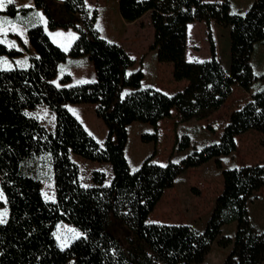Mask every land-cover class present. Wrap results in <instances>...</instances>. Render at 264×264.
<instances>
[{
    "label": "trees",
    "instance_id": "trees-1",
    "mask_svg": "<svg viewBox=\"0 0 264 264\" xmlns=\"http://www.w3.org/2000/svg\"><path fill=\"white\" fill-rule=\"evenodd\" d=\"M124 21L149 14L154 30L151 50L159 63L172 65L175 82L185 86L173 94L144 88L142 69L130 71L135 60L117 43L101 37L98 13L85 0H33L47 20V29H71L77 37L68 52L44 27L32 24L33 8L12 5L0 14L26 28L35 52L26 68L0 69V188L8 216L0 224V264H203L217 242L230 252L223 264H264V231L251 222L249 205L264 188V165L224 169L222 157L236 151L237 137L250 131L264 134V88L234 110L217 143L194 149L178 163L160 165L153 155L132 172L126 158L128 128L141 122L157 128L175 111L181 121L199 120L219 110L238 86L246 92L258 77L250 60L256 45H264V0H252L245 14L234 13L228 1L118 0ZM22 15L24 18H19ZM203 22L210 59H186L188 25ZM212 24L232 29L228 65L218 58ZM22 52L0 42V57ZM87 58L95 71L92 82L71 85L65 74L56 85L61 65L69 58ZM92 104L106 129L103 144L89 134L68 106ZM46 106L55 115L52 131L28 115ZM143 143L158 142L156 132L141 135ZM191 147L188 135L177 142L178 152ZM48 156L56 199L46 201L41 182L24 172L27 161ZM72 156L109 164L112 180L92 172V185L83 186ZM214 160L222 171L223 190L215 200L205 229L190 225L150 223L164 193L190 169ZM1 205V204H0ZM60 223L75 227L81 237L60 248L55 231ZM235 224L231 236L223 228ZM119 233H123L120 236Z\"/></svg>",
    "mask_w": 264,
    "mask_h": 264
},
{
    "label": "rangeland",
    "instance_id": "rangeland-1",
    "mask_svg": "<svg viewBox=\"0 0 264 264\" xmlns=\"http://www.w3.org/2000/svg\"><path fill=\"white\" fill-rule=\"evenodd\" d=\"M32 1V0H31ZM99 0H87L90 5L96 3L98 18L96 28L102 38L121 43L131 58L135 60V66L145 67V77L142 82L144 88H154L165 94H173L179 91L180 84L172 77V65L159 63L156 53L151 50L153 43V29L149 14H145L134 24L123 23L120 25V15L118 13L117 28L109 24ZM210 2L228 1L234 13L245 14L252 3V0H207ZM12 5L15 9L29 8L30 0H12L8 3L4 0V6L0 8L4 11ZM8 15L0 14V42L8 44L12 48H18L23 53L16 60L6 56L0 57V69H13L15 67L24 68L29 66L32 58V48L25 35V27L15 23L8 26ZM19 18H24L22 15ZM213 37L216 44L217 55L221 63L227 67L229 51L231 48L232 29H226L212 24ZM49 31V30H48ZM51 40L63 51L68 52L76 33L69 29H57L48 32ZM8 46V47H9ZM188 61H205L210 59L209 45L206 39V27L200 31L197 23L191 24L188 31V44L186 51ZM250 60L254 67L255 74L260 77L264 74V45H256ZM71 76V85L92 82L95 80V71L92 64L87 59L74 61L68 59L59 70V75L55 80L56 85L65 75ZM156 76V78L154 77ZM264 88L263 81H257L250 92H246L240 87L233 88V92L225 104L217 111L211 112L204 119L181 121L174 111L170 118L159 122L157 128L149 124L135 122L128 128V144L126 157L130 170L136 171L141 163L153 155L152 162L165 165L168 162L178 163L194 149H201L207 145L217 143L222 131L228 123L230 114L246 104L251 96L258 90ZM69 111L80 121L84 128L95 140L103 144L107 129L104 123L95 115V106L92 104H75L68 107ZM30 117L38 120L45 128L52 131L55 126V115L48 107L39 106L35 110L29 111ZM156 132L158 135L157 144L143 143L141 135ZM188 135L191 140V147L184 152H178L176 142L183 136ZM236 151L227 157H222V167L224 169L239 168L243 166L264 165V134L257 131H250L236 139ZM72 160L78 165L80 171V181L83 186L92 185V172L102 171L106 174V184L112 180V169L109 164H102L72 156ZM24 172L38 179L42 184V194L46 201L54 202L56 190L54 185L53 170L48 156L38 157L29 160L24 165ZM223 190L222 171L218 169L214 160L209 161L201 167L190 169L180 175L173 188L167 190L160 202L155 207L149 217L150 223L167 225H190L198 232L205 229L206 223L211 215L214 203L218 195ZM0 219H7L8 208L5 197L0 188ZM249 215L253 225L264 231V188L257 193L256 198L249 205ZM236 225L231 224L223 228L224 236L233 237ZM123 236V233H119ZM81 237V233L73 226L60 223L55 231V239L60 248H66L75 240ZM231 247L223 248L215 242L203 264H223ZM70 264V263H68Z\"/></svg>",
    "mask_w": 264,
    "mask_h": 264
},
{
    "label": "crops",
    "instance_id": "crops-1",
    "mask_svg": "<svg viewBox=\"0 0 264 264\" xmlns=\"http://www.w3.org/2000/svg\"><path fill=\"white\" fill-rule=\"evenodd\" d=\"M85 2H86V5H87V7L91 10V11H93V10H96L97 11V13H98V9H97V6H99V4L98 3H96V4H94V5H90L88 2H87V0H85ZM98 2H100L101 3V6H102V8H103V10L105 11L106 10V19H107V21L109 22V24H111V25H114V27L113 28H117L116 27V23L118 22V13H119V15H120V12H119V4H118V0H99ZM30 8H33V11L31 12V13H29V20H27V21H29L30 23H32V24H36V23H39V24H41L43 27H44V29H45V31L48 33V32H52V31H48V29H47V20H46V18H45V16L43 15V13H42V11L41 10H37V9H35L34 8V5H33V0L31 1L30 0ZM137 21H135V22H132V23H129V24H134V23H136ZM123 23H126V21H124L123 19H122V17H121V15H120V25H121V28H122V25H123ZM195 23H197V25H198V27L200 28V31H202V29H203V22H195ZM128 24V23H127ZM193 24V23H192ZM12 25H15V23H11V21L10 20H7V25H6V27H8V26H12ZM205 25V24H204ZM190 26H191V24L190 25H188V31H189V28H190ZM206 27V26H205ZM153 29V28H152ZM69 30V29H68ZM153 33H154V30H153ZM25 35H26V37H27V31H26V28H25ZM27 41H28V38H27ZM4 44H6V43H4ZM117 44H121V43H117ZM187 44H188V40H187ZM7 46H9L8 44H6ZM10 47V46H9ZM15 49H17V50H20V49H18V48H15ZM21 51V50H20ZM32 51V57H34L35 56V52L33 51V49L31 50ZM22 52V51H21ZM154 52V51H153ZM23 53V52H22ZM18 58V57H17ZM17 58H15L14 60H16ZM80 59H87V58H78V59H73L74 61H79ZM88 60V59H87ZM26 67H28V66H26ZM26 67H24V68H26ZM137 69H142V71L143 70H145V67H142V68H139V67H136L135 65L130 69V71H136ZM144 73V77H145V72H143ZM155 78H156V76H154ZM54 82H55V80H54ZM177 83H179L181 86H180V88L178 89V90H181L184 86H185V82L183 81V82H177ZM69 107V106H68ZM128 138H129V135H128ZM127 144H128V142H127ZM126 149H127V145H126ZM126 149H125V154H126ZM127 158V157H126ZM142 164V163H141Z\"/></svg>",
    "mask_w": 264,
    "mask_h": 264
},
{
    "label": "snow or ice",
    "instance_id": "snow-or-ice-1",
    "mask_svg": "<svg viewBox=\"0 0 264 264\" xmlns=\"http://www.w3.org/2000/svg\"><path fill=\"white\" fill-rule=\"evenodd\" d=\"M7 2L10 4L12 3V0H7ZM4 6V0H0V8ZM5 223L3 219H0V224Z\"/></svg>",
    "mask_w": 264,
    "mask_h": 264
}]
</instances>
